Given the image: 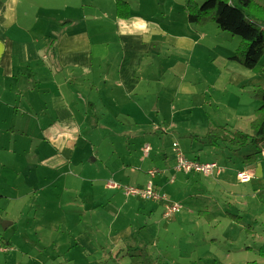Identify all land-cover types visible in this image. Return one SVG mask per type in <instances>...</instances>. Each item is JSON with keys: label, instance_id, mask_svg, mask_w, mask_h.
I'll return each mask as SVG.
<instances>
[{"label": "crops", "instance_id": "1", "mask_svg": "<svg viewBox=\"0 0 264 264\" xmlns=\"http://www.w3.org/2000/svg\"><path fill=\"white\" fill-rule=\"evenodd\" d=\"M128 1L0 0V124L6 126L11 136L20 135L14 140L16 145L24 138L36 143L37 171L41 169L47 174L44 182H37L38 187L49 186L45 185L49 178L52 185H58L62 174L66 177L74 167L84 172L88 184L95 187L88 199L94 206L91 213L36 216L14 231L15 238L4 240V246L0 243L1 253L15 252L13 239L24 238L27 246L31 234H40L45 254L42 260L35 262L28 250L21 251L22 246L20 250L16 248L21 252L17 257L19 264L25 258L41 264H111L112 260L122 257L125 261L129 256L135 264H141L139 253L143 249L151 258L156 257L166 220L160 215L162 203L151 201L150 205L146 203L150 200L127 197L121 190L108 188V183L145 186L151 180L152 168L139 158L143 143L140 139L148 129L154 128L146 122L148 112L158 110L155 103L163 98L159 70L172 72L180 64H188L189 68L196 54L209 61L221 59L230 65L228 80H232L233 69L238 70L243 79L237 80L235 74L232 83L241 85L254 76L253 71L245 72L235 65L231 60L234 52H223V55L215 52L207 35L197 29L211 24H191L187 19L178 23L172 19L165 25L138 11L134 13ZM113 6V24L99 22L95 14L89 15L101 7L112 12ZM100 24L114 27L117 54L102 37L109 39L110 29ZM188 25L195 26L196 30L189 29ZM106 60L109 64L105 70ZM159 60H162L160 64ZM213 76L207 84L218 87L225 78L224 67L215 69ZM86 83L88 88L84 91ZM65 87H72L76 94L66 93ZM178 93L167 92L166 99L174 102ZM202 97L207 104V94ZM169 110L172 107L168 104L167 110L159 115L168 120ZM182 112L188 109L171 113L170 125L158 124L154 131L161 129L169 135V128H180L178 121L187 119ZM13 120H24V123L15 128L11 125ZM102 120H109V140H112L107 157L94 153L93 134L89 138L84 136L85 126L100 125ZM126 120L131 125L128 132L124 130ZM196 136L189 138L192 151L196 150L195 141H199ZM119 140L121 144L116 142ZM190 159L210 162L200 157ZM14 173L18 175L17 170ZM160 179V184H166L164 176ZM177 179L181 182L182 177ZM155 186L160 191L159 184ZM102 196L107 197L106 204L99 203ZM137 199L141 200L140 204ZM158 203L161 208H155ZM85 206L83 200L81 208ZM16 225L17 221H12L4 227Z\"/></svg>", "mask_w": 264, "mask_h": 264}, {"label": "rangeland", "instance_id": "2", "mask_svg": "<svg viewBox=\"0 0 264 264\" xmlns=\"http://www.w3.org/2000/svg\"><path fill=\"white\" fill-rule=\"evenodd\" d=\"M204 1L193 0L199 4ZM128 2L134 13L138 11L145 17L155 18L165 25H169L172 19L178 23L187 19L185 5L189 0H129ZM102 9L103 7L89 15L95 14L99 22L113 24L114 6L112 12ZM207 24L211 25L204 29L202 27L197 29L203 30L207 35L206 39L215 48V52L223 55V52L235 53L239 49L242 42L240 37H233L230 33L222 31L212 20ZM99 26L105 27L106 25L100 24ZM189 26L191 25H188L189 29L196 30L195 26L194 28ZM108 29H110L109 39L102 37L109 41L110 47L113 46L117 54L115 29L111 28V25ZM101 48L102 46H99V49ZM160 62L162 60H159V64ZM103 64L106 70L109 60L104 61ZM261 64L264 65V56ZM235 65L245 72L248 70L236 63ZM222 67H224L225 78L220 85L214 87L207 84L208 78L214 77L215 69L221 70ZM229 68L230 65L221 59L214 62L195 54L193 64L189 68L188 64H180L172 72L159 70V87L162 88L163 98L155 103L158 110L148 112L149 120L146 122L154 125L157 130L158 124L170 125L171 113L182 111V109H188V112H182L187 119L178 121L180 128L174 130L169 128V135L161 129L154 131L152 127L143 133L140 139L143 143L139 158L146 165H150L152 170L159 171L156 173L158 177L155 176V178L149 174L151 180H147L146 185L151 183L156 188L155 185L159 184L161 196L164 195L170 201L180 202L183 205L180 213L163 221V233L158 247L160 253L152 258V264H264V143L258 147L249 145L242 150H237L236 147L226 142H221L220 146L211 147L201 139L210 130L223 125H227L232 132L236 130L247 134L253 132L251 124L257 119L258 109L262 105L261 99L256 96L259 89H264V72L253 73V78L239 85L232 83L233 77L237 74L236 79L240 80L243 76L238 70L233 69L232 80H228ZM98 71L99 68H97ZM183 76L185 77L182 79ZM95 79L100 81L101 78ZM86 86L84 91H87L88 83ZM79 89L84 95L83 88L79 86ZM175 90L179 92L176 100L171 102V99H166V93H173ZM65 92L76 94V90L72 87H65ZM206 94L207 104L201 100ZM168 104L172 110H169L166 117L168 120H166L163 114L159 115V113L166 111ZM99 105L102 106V103ZM82 107L86 109L85 106ZM89 109L90 105L87 110ZM106 115L108 117V113ZM132 121L134 120H129V122ZM23 123L24 120H13L11 125L19 128ZM0 127V243L2 246L5 245L4 240L10 241L15 238V230L25 226L36 216L53 217L56 213L86 212L89 214L92 212L94 206H91L92 203L88 199L90 193L95 191V187L88 184L89 180L84 172H79L74 167L71 171L68 170L69 175L66 177H63L65 173L62 174L63 176L57 181L58 185H52L51 178H49L45 182V185L49 186L42 184L38 187L37 182H44L43 178L47 174L41 169L37 171L39 163L34 156L36 143L33 139L24 138L16 145L14 140L20 135L16 133L15 136H11L7 133L5 125L0 124ZM125 129L127 132L131 129L128 121ZM109 133V120H102L100 125L84 127V136L87 138L92 134L95 136L92 139L94 153L104 154L101 155L102 157H107L111 149L112 140H109ZM193 134L199 136V141H195V151L190 150L192 142L189 138ZM160 141L161 144H159ZM116 142L121 144L120 140ZM175 142L189 159L200 157L203 161L216 162L223 169L222 174L218 177H207L177 173L175 171L177 161L173 148ZM147 145L151 146L152 151L150 157L144 159L143 151ZM22 148L32 153L27 154L22 151ZM249 155H252L250 159L244 158ZM260 169L261 174L259 175ZM15 170L20 176L15 175ZM245 171L251 173L253 178L249 183L243 184L238 180L237 174ZM162 176L165 177L166 184H160ZM179 176L182 177L181 182L177 179ZM101 187L102 185H99L100 191H102ZM106 198L102 196L98 200L99 203L103 201L102 203L106 204ZM83 200L86 204L85 209L81 208ZM135 201L140 204L141 200ZM151 201H146V203L151 205ZM158 207L161 208L159 203L155 205V208ZM163 210L162 204L161 218L164 214ZM131 211L136 212L134 209ZM12 221H17L15 227H4L5 223H12ZM30 239L27 246H25L24 238L13 239L12 241L16 242L15 252L14 250L3 251L4 254L0 252V264H19L17 257L21 252H18L16 248L20 250L22 246L21 251L28 250L34 261L39 260L40 262L42 255H45L42 253L41 236L31 234ZM119 262L135 264L130 256L125 261L122 257L118 261H110L111 264H119ZM22 264L41 263H32L25 258Z\"/></svg>", "mask_w": 264, "mask_h": 264}, {"label": "trees", "instance_id": "3", "mask_svg": "<svg viewBox=\"0 0 264 264\" xmlns=\"http://www.w3.org/2000/svg\"><path fill=\"white\" fill-rule=\"evenodd\" d=\"M185 8L189 23L204 25L212 20L222 31L240 37L241 45L231 60L256 74L264 72V65L261 64L264 56V0H205L202 4L189 0ZM258 91L256 97L261 99L262 105L258 109L257 119L251 124L252 134L239 130L232 132L227 125H223L201 137L202 142L211 147L226 142L237 150L249 145L258 147L264 143V89ZM252 155L244 158L250 159ZM155 189L158 190L157 187ZM139 255L141 264H152L147 250H141Z\"/></svg>", "mask_w": 264, "mask_h": 264}, {"label": "built area", "instance_id": "4", "mask_svg": "<svg viewBox=\"0 0 264 264\" xmlns=\"http://www.w3.org/2000/svg\"><path fill=\"white\" fill-rule=\"evenodd\" d=\"M174 153L176 157L175 171L177 173H184L188 175H202L207 177H218L222 174L223 169L216 162H202L199 160H192L187 158L186 154L181 150L178 143L173 144ZM152 148L147 145L144 149L145 158L150 157ZM157 170L150 171L149 174L152 178H155ZM238 180L243 183H249L253 176L249 172H238ZM108 188L114 190H121L128 197H135L142 200H152L163 204L165 219H170L176 214L180 213L183 209V205L180 202H172L166 196H161L160 192L153 187L151 183L146 186H123L118 183L109 182Z\"/></svg>", "mask_w": 264, "mask_h": 264}]
</instances>
